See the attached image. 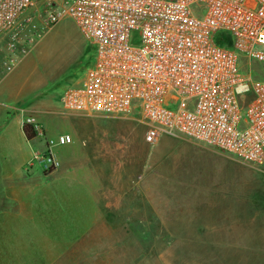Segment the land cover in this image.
I'll return each mask as SVG.
<instances>
[{
  "label": "rangeland",
  "instance_id": "374dc122",
  "mask_svg": "<svg viewBox=\"0 0 264 264\" xmlns=\"http://www.w3.org/2000/svg\"><path fill=\"white\" fill-rule=\"evenodd\" d=\"M26 31L16 55L32 61L52 110L36 122L79 137L69 168L87 189L86 205L55 212L32 259L16 264H264V164L179 135L149 142L137 110L66 111L61 97L93 67L96 47L68 17L45 28L37 16Z\"/></svg>",
  "mask_w": 264,
  "mask_h": 264
},
{
  "label": "built area",
  "instance_id": "2783aa9c",
  "mask_svg": "<svg viewBox=\"0 0 264 264\" xmlns=\"http://www.w3.org/2000/svg\"><path fill=\"white\" fill-rule=\"evenodd\" d=\"M37 16L45 28L71 18L96 47L93 67L61 97L66 111L137 110L149 142L179 135L264 164V0H0L7 71L19 63L17 44ZM220 33L232 42L219 43ZM27 122L46 136L35 118ZM72 139L49 137L35 159L58 168L55 147Z\"/></svg>",
  "mask_w": 264,
  "mask_h": 264
},
{
  "label": "crops",
  "instance_id": "0c3cea01",
  "mask_svg": "<svg viewBox=\"0 0 264 264\" xmlns=\"http://www.w3.org/2000/svg\"><path fill=\"white\" fill-rule=\"evenodd\" d=\"M9 54L8 42L0 41V264L32 259L39 230L54 223L55 212L85 206L80 197L86 196L87 189L86 182L74 179L69 168L70 152L79 141V137L74 139V132L70 143L55 147L58 168L46 172L40 163L39 169L35 168L33 158L45 151L47 142L39 132L28 139L23 124L28 118L37 120L36 112H52L51 102L41 97L44 82L34 74V65L26 56L12 71L6 70ZM31 112L34 115H28ZM65 132L58 135L69 134ZM44 133L52 137L48 131Z\"/></svg>",
  "mask_w": 264,
  "mask_h": 264
},
{
  "label": "trees",
  "instance_id": "16d2710c",
  "mask_svg": "<svg viewBox=\"0 0 264 264\" xmlns=\"http://www.w3.org/2000/svg\"><path fill=\"white\" fill-rule=\"evenodd\" d=\"M217 41L221 44H230L232 42L231 37L226 33H220L217 36ZM23 130L28 139H33L38 135V131L31 122L25 121L23 124Z\"/></svg>",
  "mask_w": 264,
  "mask_h": 264
}]
</instances>
